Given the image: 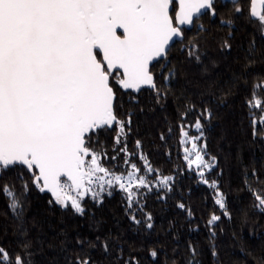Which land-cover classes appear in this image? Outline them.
<instances>
[{"label": "snow or ice", "instance_id": "6c2138e0", "mask_svg": "<svg viewBox=\"0 0 264 264\" xmlns=\"http://www.w3.org/2000/svg\"><path fill=\"white\" fill-rule=\"evenodd\" d=\"M231 3L237 14L243 12L239 0ZM215 5L216 0H0V175L19 171L24 180L26 173L24 193L31 184L40 193L51 194L49 204L71 207L80 215L85 214L86 198L99 204L105 192L111 195L118 189L125 194L131 220L140 224L132 210L136 206L142 211L141 189L163 192L159 198L165 199L173 190L175 177L153 169L140 154L142 172L131 162L126 143L119 151L125 154L129 170H110L102 163L107 154L97 150L99 141L94 142V137L111 129L116 131L117 145L126 138L131 114L127 120L117 115V91L139 93L147 86L158 101L167 95L163 85L158 87L154 69L160 68L165 84L176 75L175 67H169L172 48L183 43L186 28L205 15L215 17ZM249 18L259 23L264 35V0H249ZM223 47L230 45L226 41ZM182 51L200 60L195 42L189 41ZM165 70L167 75H163ZM256 89L264 91V83L254 86L253 98L247 102L250 110L260 112L259 118L250 112L254 137L264 134V100L257 98ZM211 116L204 109L193 124H182L180 144L188 169L215 191V204L228 216L217 182L205 178V170L215 167L216 158L206 160V144L198 143L203 137L201 121ZM187 127L199 135L190 136ZM136 147L139 149V141ZM252 194L255 207L264 211V195ZM0 195L8 200L17 219L22 218L24 203L15 186H0ZM177 207L192 216L185 204ZM145 220L146 228L151 229L150 213ZM219 220L220 216L212 214L208 225ZM30 248L27 240L22 242L21 252L14 254L0 246V264H32ZM104 250L108 251L107 243ZM190 250L195 257V248L190 246ZM157 255L156 250L150 251L153 259ZM77 264H92L91 258L78 257ZM127 264L139 261L133 257Z\"/></svg>", "mask_w": 264, "mask_h": 264}, {"label": "trees", "instance_id": "16d2710c", "mask_svg": "<svg viewBox=\"0 0 264 264\" xmlns=\"http://www.w3.org/2000/svg\"><path fill=\"white\" fill-rule=\"evenodd\" d=\"M215 6V17L205 15L183 43L172 48L169 67H175L176 75L165 84L160 68L154 69L157 85H163L167 95L158 101L151 89L117 91V115L127 120L131 114L127 136L119 145L114 140L116 131L111 129L94 137V142L99 141L97 150L107 154L102 163L110 170H129L125 154L119 151L126 143L131 162L142 172L140 154L153 169L174 176L173 190L166 198L160 199L164 193L155 189H141L142 211L136 206L132 210L140 224L131 220L125 194L118 189L111 195L105 192L99 204L86 198L85 214L80 215L71 207L49 204L51 195L40 193L31 184L24 193L27 174L22 180L19 171H10L0 175V186H15L24 212L17 219L8 200L0 195V246L14 254L21 252L23 241H29L32 264H77L78 257H90L92 264H127L133 257L139 264H264V211L255 207L252 194L264 195V134L253 136L250 112L257 118L260 112L250 110L247 103L253 98L254 86L264 83V35L259 23L249 18L248 0L239 3L243 9L240 14L233 4L216 2ZM199 25H203L202 30ZM189 41L198 44L199 61L182 51ZM226 41L230 48L223 47ZM163 75H167L166 70ZM256 92L257 98L264 100V91ZM192 106L182 120V114ZM204 109L212 116L202 119L203 137L198 143L206 144V160L216 158L215 167L205 170V178L217 182L228 216L215 204V191L202 183L183 159L180 126L193 124ZM186 130L190 136L199 135L194 128ZM178 203L185 204L192 216L178 208ZM148 213L151 229L145 226ZM212 214L220 220L210 226ZM190 246L196 250L195 257ZM151 250L158 253L155 259Z\"/></svg>", "mask_w": 264, "mask_h": 264}, {"label": "flooded vegetation", "instance_id": "af4514ba", "mask_svg": "<svg viewBox=\"0 0 264 264\" xmlns=\"http://www.w3.org/2000/svg\"><path fill=\"white\" fill-rule=\"evenodd\" d=\"M216 2H220L222 4H226V3L232 4L231 2H228V1H226V3H223L221 0H216ZM240 2H246V0H239V3ZM248 9H249V0H248ZM203 19H204V16L199 21H202ZM197 23L198 22H196L191 28H186L185 35L191 34L190 32H192V30L195 28V26H196Z\"/></svg>", "mask_w": 264, "mask_h": 264}, {"label": "water", "instance_id": "95a60500", "mask_svg": "<svg viewBox=\"0 0 264 264\" xmlns=\"http://www.w3.org/2000/svg\"><path fill=\"white\" fill-rule=\"evenodd\" d=\"M223 3H226V1H228V2H231V0H221ZM192 27V26H191ZM191 27H189V28H191ZM144 88H146V89H150V88H148L147 86H145ZM144 88H142L141 90H143ZM152 90V89H151ZM45 193H47V192H45ZM48 194H50V193H48ZM51 195V194H50Z\"/></svg>", "mask_w": 264, "mask_h": 264}, {"label": "rangeland", "instance_id": "374dc122", "mask_svg": "<svg viewBox=\"0 0 264 264\" xmlns=\"http://www.w3.org/2000/svg\"><path fill=\"white\" fill-rule=\"evenodd\" d=\"M205 159H206V157H205Z\"/></svg>", "mask_w": 264, "mask_h": 264}]
</instances>
